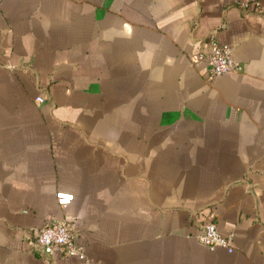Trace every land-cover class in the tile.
<instances>
[{
    "label": "crops",
    "instance_id": "1",
    "mask_svg": "<svg viewBox=\"0 0 264 264\" xmlns=\"http://www.w3.org/2000/svg\"><path fill=\"white\" fill-rule=\"evenodd\" d=\"M66 217L91 264H264V0H0V264H86L29 243Z\"/></svg>",
    "mask_w": 264,
    "mask_h": 264
},
{
    "label": "built area",
    "instance_id": "2",
    "mask_svg": "<svg viewBox=\"0 0 264 264\" xmlns=\"http://www.w3.org/2000/svg\"><path fill=\"white\" fill-rule=\"evenodd\" d=\"M236 2L243 9L247 10L250 8H252V10L255 9L257 4V0H236ZM190 60L191 62L205 60L207 62L209 77L241 68V66L234 61L232 48L227 43L219 42L214 34L209 35L206 47L194 53ZM37 99L43 101L44 96L38 95ZM73 199L74 193L70 191H60L58 193V203L62 206L71 203ZM74 227V217L48 221L41 228L37 236L30 240L29 243L45 254L62 252L69 255H76L84 258L86 264H91L83 246L78 244L75 240ZM217 227V223L213 218L208 219L196 234L198 240L203 242L210 249L223 246L228 248L229 252H231L233 249L231 241L232 233L223 234Z\"/></svg>",
    "mask_w": 264,
    "mask_h": 264
}]
</instances>
